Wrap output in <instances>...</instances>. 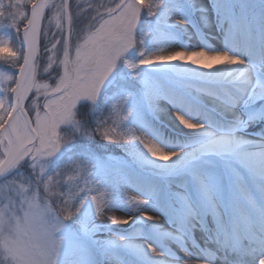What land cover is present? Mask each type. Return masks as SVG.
I'll return each instance as SVG.
<instances>
[{"label":"snow or ice","instance_id":"1","mask_svg":"<svg viewBox=\"0 0 264 264\" xmlns=\"http://www.w3.org/2000/svg\"><path fill=\"white\" fill-rule=\"evenodd\" d=\"M0 264H264V0H0Z\"/></svg>","mask_w":264,"mask_h":264},{"label":"bare ground","instance_id":"2","mask_svg":"<svg viewBox=\"0 0 264 264\" xmlns=\"http://www.w3.org/2000/svg\"><path fill=\"white\" fill-rule=\"evenodd\" d=\"M210 46H214V45H210ZM167 120V118H165ZM169 124H172L171 121H168ZM259 133V126H255V130L253 129V127H249L245 130L241 131V134L244 136V138L246 139H250L253 136H256ZM117 215H123L122 213H116Z\"/></svg>","mask_w":264,"mask_h":264}]
</instances>
